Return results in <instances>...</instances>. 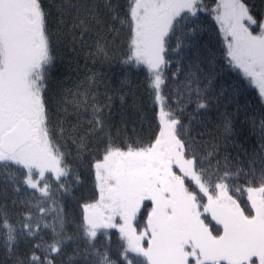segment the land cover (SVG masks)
I'll return each instance as SVG.
<instances>
[{
	"label": "snow or ice",
	"instance_id": "obj_1",
	"mask_svg": "<svg viewBox=\"0 0 264 264\" xmlns=\"http://www.w3.org/2000/svg\"><path fill=\"white\" fill-rule=\"evenodd\" d=\"M0 264H264V0H0Z\"/></svg>",
	"mask_w": 264,
	"mask_h": 264
},
{
	"label": "trees",
	"instance_id": "obj_2",
	"mask_svg": "<svg viewBox=\"0 0 264 264\" xmlns=\"http://www.w3.org/2000/svg\"><path fill=\"white\" fill-rule=\"evenodd\" d=\"M56 56V67L53 69V74L51 76V86L54 93L64 86H70L72 80L75 79L76 76L72 69L76 66L77 62L81 67H83L84 63L83 56H78L70 46H66L65 44H60L58 46ZM104 71L114 87L119 86L120 82L127 76L129 82L125 85V90L128 93L127 100L129 105H131L134 99L144 102L147 101V97L142 94V85L144 82L143 73L129 74L123 72L121 66L117 64H114L111 68H105ZM249 91L252 93L251 98L254 100L256 98L255 91L253 89H249ZM89 186L90 182L81 192L86 195Z\"/></svg>",
	"mask_w": 264,
	"mask_h": 264
}]
</instances>
